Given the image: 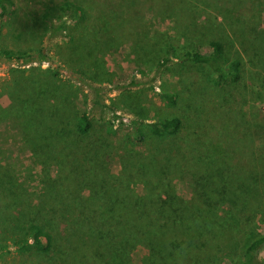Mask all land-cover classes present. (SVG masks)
<instances>
[{
  "label": "trees",
  "instance_id": "obj_1",
  "mask_svg": "<svg viewBox=\"0 0 264 264\" xmlns=\"http://www.w3.org/2000/svg\"><path fill=\"white\" fill-rule=\"evenodd\" d=\"M8 1L0 0V62L19 63L17 67L25 65L28 71L13 77V87L8 94V97L12 94L9 107L14 114L20 108L23 117L15 134L34 156L58 155L62 158L63 154H68V163L83 161V158L88 163L93 186H104L109 167L97 166L104 162L106 143L100 140L95 146L87 140L93 128L92 115L87 109H74L69 101L65 102L62 87L68 81L60 76V66L72 72L75 83L86 82L97 95L99 87L94 85L93 79L99 77L96 72H106L104 55L111 49L130 45L125 30L136 16V7L132 9L135 0H124L123 6L114 7L102 0H88L87 3L64 0L60 2V12L55 13L46 6L31 21L28 19V23H24L26 37L11 34L10 39L4 40L5 28L10 23L8 17L13 18L11 11L15 7L13 1L12 4ZM194 1L220 9L226 19L233 18L228 21L233 35L231 42L223 37L210 38L204 43L205 48L199 49L193 39L182 41L176 33L152 32L151 26L143 25L142 32L134 34L138 40L130 48L136 50L141 59L152 54L156 75H168L170 65L177 71L187 66L204 69L209 83L220 92L219 101L223 102L219 114L221 124L215 129L217 135L207 136L205 147L203 144L200 147L193 143L191 133L184 132L190 128L183 115L155 113L147 123L135 120L134 147L139 149L135 162L149 169L158 164V155L164 159L155 177L162 189L160 194L144 198L115 194L108 198L106 210L96 212V216L86 208L94 189L89 188V194L82 195L85 187L79 184L77 177L58 173L44 181L38 200H28L24 225L32 237L13 241L16 249L34 246L52 256L49 264H127L123 259L125 244L130 235H137L152 252L154 264H175V261L223 264V259L227 264L261 263L258 257L264 247V115L255 104L264 103V27H259L246 13L233 17V3ZM36 29H41L42 33L32 41L31 35ZM45 36H63L64 44L59 43L52 50L45 46ZM54 61L61 65H55ZM43 64L47 66L42 67ZM30 76L37 79L38 87L33 95L38 102L31 109L27 106L24 109L18 103L25 99L19 87ZM43 82L49 83L47 87ZM135 83L136 80L131 81ZM54 87L57 92L52 94ZM236 87L243 93L241 99L232 93ZM160 94L166 103H177L179 93L174 88ZM202 95L198 94L197 102ZM100 103L115 121L118 120L116 109L98 98L93 100L92 106ZM114 123L109 127L111 132H115ZM125 162L128 164L125 171L128 169L136 174L129 166L131 157ZM4 169H0V184L6 197L16 202L24 190L20 188L12 193L18 181L15 175L8 177ZM183 169L195 189L197 202L193 208L188 207L187 199L174 185V173ZM77 184L79 195L74 192ZM57 196V203H53L51 199ZM147 200H156L163 208L161 223L151 217ZM170 213L180 214L185 222L177 227ZM262 262L264 264V260Z\"/></svg>",
  "mask_w": 264,
  "mask_h": 264
},
{
  "label": "rangeland",
  "instance_id": "obj_2",
  "mask_svg": "<svg viewBox=\"0 0 264 264\" xmlns=\"http://www.w3.org/2000/svg\"><path fill=\"white\" fill-rule=\"evenodd\" d=\"M12 1L15 4L14 10L11 11L13 18L10 15L8 17L10 23L5 28L4 40L10 39L12 37L11 34H17L19 38L26 37L24 23H28V19L31 21L33 16L42 11L44 7L46 8V6L55 13L60 12V2L64 0H10L8 3L12 4ZM82 1L87 3L88 0ZM103 1L112 4V7L124 5V0ZM205 1L207 3L217 2L220 4L226 2L228 5L233 3V17L236 14L246 13L253 17L252 21L258 24L259 27H264V0ZM135 2L136 4L132 5V9L136 7V16L131 18L125 30V34L128 35L127 41L130 42V45L127 46L125 44L119 48L111 49L104 55L103 66L106 74L96 72L99 77L93 79L94 85L99 87L97 95L90 85L83 81L75 83L70 70L60 66L61 64L57 61L53 62L62 69L60 76L68 81L62 87L66 99L65 102L68 103L69 101V105L74 109H87L92 115L93 128L87 140L94 142L95 146L98 145L100 140L106 143V149L102 156L104 162H99L97 166L99 168L109 167L108 177L104 179L106 184L102 187L95 188L93 186L94 180L88 175V163L83 158V161L73 162L71 159L72 162L68 163L70 160L68 154L65 156L63 154L61 158L58 155L40 157L39 155L34 156L33 152L29 153V147L27 148L21 137L15 134L21 124L20 120H23L20 115L21 109L18 108L14 114L9 107L12 101V94L10 95L11 97H8L13 87L11 84V81L14 80L13 77L23 74L22 72H28L26 71L27 67L25 65L17 67L19 63L11 61L0 62V169L5 168L4 173L10 178L15 175L18 186L14 185L12 193H17L20 188L24 190L16 199L17 201L12 202L11 198L6 197L0 184V264H49L52 256L47 255L46 252H41L34 246L26 250L16 249L12 243L16 239L25 236L32 237L24 225V221L27 219L25 214L28 211V200L30 198L31 201L38 200L37 197L44 181L58 173H70L77 177L79 184L85 187L82 195L89 194V188L94 189L86 208L96 216L97 213L106 210L108 198L115 196V194L119 193L123 197L139 195L143 198L151 196V194H160L159 192L162 189L156 184L155 177L164 159L158 155V164L149 169L147 168L148 170L143 164L135 162V156L138 155L136 151L139 153V149L136 146V148L134 147L136 139L133 123L135 120L142 119V122L147 123L153 118L155 113L183 115L186 125L190 128V130L186 129L184 132L188 131L191 133V138L194 139L193 143L200 147H205L204 139L207 136L214 137L217 135L215 129L221 124L219 114L221 113L223 102L219 101L221 98L220 92L209 83L206 71L204 69L200 70L195 66H187L184 70L177 71L173 65H170L167 68L169 69L168 75H156L152 54L149 53L145 58L144 56L142 57L144 59H141V56L136 54V50L131 51L130 46H135L134 42L138 38L134 34L142 32L143 25L151 26L152 32L168 30L170 33H176L182 41L186 38L193 39V42L199 45V49H204L206 45L204 43H207L210 38L223 37L227 42H231L233 35L228 21L233 18L228 16V19H226L220 9H215L194 0H135ZM47 3L49 5H45ZM226 14L228 15V11H226ZM29 30L31 32V28ZM33 32L34 34L31 35L32 41L41 35L42 30L36 29ZM44 40L45 46L52 49L59 43H63L64 38L63 36L51 38L45 36ZM26 41L29 40L26 39ZM54 52L52 51L51 53L54 54ZM43 66H47V64H43ZM17 68H22V70L19 72L14 71ZM64 71H67V73ZM41 75L44 78V74L41 73ZM31 76L19 87L22 88L20 95L25 99H20L18 103L22 104L24 109L26 106V108L31 109L38 102V99L33 95L36 87H38L35 84L37 79L35 77L31 78ZM132 80H136L137 83L131 84ZM43 84L47 87L49 83L43 82ZM152 84L157 86V88ZM195 87L198 88L196 89ZM49 88L51 89V87ZM168 88H174L179 93L177 103L174 105L166 103L160 94L161 91L163 92ZM229 88L230 86H227V89ZM239 88H234L232 93L241 99L243 93ZM66 89L68 92H65ZM199 89L201 91H198ZM61 91L58 93H61ZM55 92H57L56 89L52 94ZM66 93H68L69 97ZM202 93L201 99L197 102L198 94L201 95ZM95 98H98L99 101H102L105 105L107 104L110 108H115L118 120L115 121L112 114L108 110L103 109L101 103L92 106ZM255 105L261 115H264V103ZM102 115H104L103 120L101 119ZM113 122H115V132H111L109 129ZM140 127L143 130L142 125ZM200 144L203 145L201 146ZM127 157H131L132 164L129 166L136 171V174H134V171L132 173L129 172L128 169L125 171L128 165L125 162ZM174 175V185L177 191L187 199L188 207L193 208V204L197 202V199H195V189L189 175L184 169L180 173H174ZM115 177H117L116 180ZM79 184L75 187V195L80 191L78 189ZM51 200L54 201L53 203H57L58 196L53 197ZM147 202L146 207L151 217L156 223H161L160 212L163 208L156 200H147ZM170 215L175 219L177 227L180 222H185L181 219L182 216L180 214L177 216L176 213H170ZM112 238L113 235H111ZM125 248L126 255L123 259L127 264H154L152 252L139 236L130 235ZM176 258L180 260L177 255ZM258 259L261 262L260 264H262L264 247L260 250ZM223 261V264H227L224 259ZM187 262L190 261L187 260ZM175 264L182 263L175 261Z\"/></svg>",
  "mask_w": 264,
  "mask_h": 264
}]
</instances>
